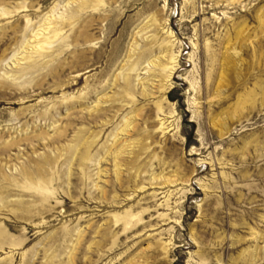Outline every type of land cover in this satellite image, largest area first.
Listing matches in <instances>:
<instances>
[{"label": "rangeland", "instance_id": "374dc122", "mask_svg": "<svg viewBox=\"0 0 264 264\" xmlns=\"http://www.w3.org/2000/svg\"><path fill=\"white\" fill-rule=\"evenodd\" d=\"M0 264H264V0H0Z\"/></svg>", "mask_w": 264, "mask_h": 264}, {"label": "bare ground", "instance_id": "6f19581e", "mask_svg": "<svg viewBox=\"0 0 264 264\" xmlns=\"http://www.w3.org/2000/svg\"><path fill=\"white\" fill-rule=\"evenodd\" d=\"M141 32V31H140ZM44 38V35H40V39L42 40ZM42 44V43H40ZM221 176H223V174L221 173Z\"/></svg>", "mask_w": 264, "mask_h": 264}]
</instances>
